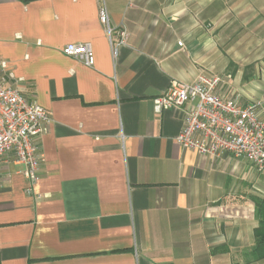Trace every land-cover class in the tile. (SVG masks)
<instances>
[{
  "label": "crops",
  "instance_id": "obj_1",
  "mask_svg": "<svg viewBox=\"0 0 264 264\" xmlns=\"http://www.w3.org/2000/svg\"><path fill=\"white\" fill-rule=\"evenodd\" d=\"M102 9L128 34L115 57ZM0 60L49 116L31 194L12 153L1 166L0 264H264V170L183 148L181 110L153 104L220 75L264 119V0H0Z\"/></svg>",
  "mask_w": 264,
  "mask_h": 264
},
{
  "label": "built area",
  "instance_id": "obj_2",
  "mask_svg": "<svg viewBox=\"0 0 264 264\" xmlns=\"http://www.w3.org/2000/svg\"><path fill=\"white\" fill-rule=\"evenodd\" d=\"M100 19L106 25L115 57L118 47L126 43L127 31L110 26L104 9L100 10ZM62 52L87 67L94 64L89 43H69ZM14 79L6 61L0 60V180L1 166L12 153L15 161L24 166L28 182L25 191L31 194L44 160L37 138L49 116L44 108L7 84ZM220 81L218 76L199 74L192 83L173 82L153 99L154 108L157 112L170 107L181 110L183 127L176 141L183 148L201 155L244 157L257 171H263L264 119L259 117V104H243L238 96L219 95Z\"/></svg>",
  "mask_w": 264,
  "mask_h": 264
},
{
  "label": "trees",
  "instance_id": "obj_3",
  "mask_svg": "<svg viewBox=\"0 0 264 264\" xmlns=\"http://www.w3.org/2000/svg\"><path fill=\"white\" fill-rule=\"evenodd\" d=\"M257 208L256 215L258 218V226L254 229L256 245L253 249V253L257 259H262L264 258V200L259 202Z\"/></svg>",
  "mask_w": 264,
  "mask_h": 264
},
{
  "label": "rangeland",
  "instance_id": "obj_4",
  "mask_svg": "<svg viewBox=\"0 0 264 264\" xmlns=\"http://www.w3.org/2000/svg\"><path fill=\"white\" fill-rule=\"evenodd\" d=\"M253 48H254V49H258L257 46H253ZM262 50H263V49H262ZM244 68H245V71H244L243 73H244V74L249 73V71H250L249 67L245 66ZM215 76H218V77L220 78V80H221V76H220V75H215Z\"/></svg>",
  "mask_w": 264,
  "mask_h": 264
}]
</instances>
